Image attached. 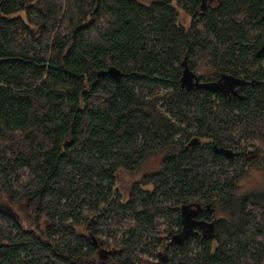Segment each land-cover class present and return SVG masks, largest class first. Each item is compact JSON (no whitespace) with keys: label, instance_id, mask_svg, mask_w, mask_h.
Masks as SVG:
<instances>
[{"label":"trees","instance_id":"16d2710c","mask_svg":"<svg viewBox=\"0 0 264 264\" xmlns=\"http://www.w3.org/2000/svg\"><path fill=\"white\" fill-rule=\"evenodd\" d=\"M263 16V0H0V195L24 215L0 206V264H264V194L237 195L264 168ZM184 64L261 84L188 90ZM156 158L112 203L118 173Z\"/></svg>","mask_w":264,"mask_h":264},{"label":"rangeland","instance_id":"374dc122","mask_svg":"<svg viewBox=\"0 0 264 264\" xmlns=\"http://www.w3.org/2000/svg\"><path fill=\"white\" fill-rule=\"evenodd\" d=\"M144 4H151L154 0H138ZM180 21L185 26H188L191 23L190 17L183 11L179 10ZM23 16V14H21ZM202 65H204L202 63ZM197 138V137H194ZM193 138V139H194ZM200 144L210 143L209 140H202L199 142ZM254 144H258V141H254ZM260 148H264V142H261ZM255 151V148L253 149ZM252 151V150H251ZM264 165V163H263ZM160 168V159H150L144 163L140 172L133 174L128 171L122 170L117 175L116 185L113 190L112 203L115 201H120L122 203L128 202L132 187L135 183L141 182V179L144 174L152 173L158 171ZM146 189H151V187H147ZM260 195L264 194V168L263 169H252L249 171L247 176L241 181L240 188L238 190V197L245 195ZM0 206L3 207L6 211L12 212L19 220L24 221L23 212L20 210V206L13 204L9 198L5 195H0ZM46 221L43 220L41 222V227H46ZM162 238L165 240L167 238L166 235H162ZM139 249H143L144 253L143 257L148 258L151 261H157V257L153 255V250L151 246L149 248H142V245H139Z\"/></svg>","mask_w":264,"mask_h":264},{"label":"flooded vegetation","instance_id":"af4514ba","mask_svg":"<svg viewBox=\"0 0 264 264\" xmlns=\"http://www.w3.org/2000/svg\"><path fill=\"white\" fill-rule=\"evenodd\" d=\"M200 1H201V6L202 7H204L206 4H211V5H215V6H217L219 4V0H200ZM263 20H264V16H263ZM263 48L264 47H261L260 49H258L256 51V57L263 59V64H264V52L261 53V50ZM225 77L226 76L222 77L220 80H217V81L208 83V84H215L217 86V88L214 89V90H212V91H214V92H224L228 96H233L234 97L237 94V91L239 90V88L241 87L240 85H242V84L245 85V86H247V87H251L252 85H260L261 84V82L257 81L256 79H249L247 81H244V80H241V79H236L237 80V84H230L228 81H226L224 79ZM197 78H198V76H197ZM230 78H232V77H230ZM198 81H199V78H198ZM195 83H196V79H193L191 81V83L186 84L185 88L188 89V87H190L192 84L195 85ZM200 83H202V82H200ZM193 85L191 86L192 88L190 90H194V89L197 88L196 86H193ZM200 141H202V140L198 139V142L195 145H197ZM235 152L238 153V156L235 159H237L241 155L247 157V159H251V158L256 157V154H255V151L254 150H252L251 153H248V154H246V153H240L238 151H235Z\"/></svg>","mask_w":264,"mask_h":264},{"label":"water","instance_id":"95a60500","mask_svg":"<svg viewBox=\"0 0 264 264\" xmlns=\"http://www.w3.org/2000/svg\"><path fill=\"white\" fill-rule=\"evenodd\" d=\"M264 52V48L261 50V53ZM184 72H183V75H182V78H181V86L182 87H185L186 84L188 83H191V81L193 79H196V83L195 85L193 86H196L197 88L199 89H207V90H214L217 88V86L215 84H203V83H200L198 81V78L197 76L194 74L193 71H191L188 67L187 64H184ZM120 75V73H118L115 69L111 68V69H108L107 71H102L98 74L99 77H105V76H110V77H118ZM226 81H228L230 84H237V80L234 79V78H230V77H225L224 78ZM191 85V86H192ZM218 85V84H217ZM188 87V89L190 90L192 87ZM198 142V139H194L190 146L189 147H192L194 146L196 143ZM214 152L217 154V155H220L222 157H224L225 159L227 160H234L237 156H238V153L235 152L234 150L232 149H229V148H225V147H218L217 145H215L214 147Z\"/></svg>","mask_w":264,"mask_h":264},{"label":"bare ground","instance_id":"6f19581e","mask_svg":"<svg viewBox=\"0 0 264 264\" xmlns=\"http://www.w3.org/2000/svg\"><path fill=\"white\" fill-rule=\"evenodd\" d=\"M191 144V143H190Z\"/></svg>","mask_w":264,"mask_h":264}]
</instances>
